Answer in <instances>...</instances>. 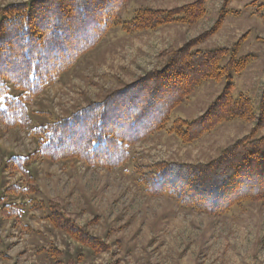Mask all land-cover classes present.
<instances>
[{"label":"rangeland","instance_id":"obj_1","mask_svg":"<svg viewBox=\"0 0 264 264\" xmlns=\"http://www.w3.org/2000/svg\"><path fill=\"white\" fill-rule=\"evenodd\" d=\"M30 1L0 0V9ZM194 1L131 0L120 24L27 106L31 128L101 102L161 68L163 52L208 32L220 15L224 19L218 31L197 48L235 50L236 58L248 57L246 69L232 76V94L250 100L256 119L226 122L190 144L181 143L169 131L173 122L200 117L225 84L204 82L172 111L162 131L132 145L128 161L113 170L36 158L37 139L29 131L6 132L0 126V264H264V201L243 202L214 216L181 208L167 196H148L138 183L140 172L159 163L204 165L215 160L257 123L264 91V0H230L226 5L225 0H209L205 17L192 27L132 34L121 29L137 9L171 10ZM9 93L18 95L10 85ZM262 136L264 127L255 133ZM12 158H29L25 175L7 168ZM51 202L59 209L49 210ZM62 210L72 226L104 245L100 253L52 225L51 214ZM6 211L15 215L7 218Z\"/></svg>","mask_w":264,"mask_h":264},{"label":"trees","instance_id":"obj_2","mask_svg":"<svg viewBox=\"0 0 264 264\" xmlns=\"http://www.w3.org/2000/svg\"><path fill=\"white\" fill-rule=\"evenodd\" d=\"M208 1L195 0L171 10L140 8L121 29L132 34L172 25L192 27L205 17ZM229 2L225 0V5ZM130 5L131 0H32L0 9V126L6 132L29 131L37 139L36 158L119 168L128 161L132 145L162 131L172 111L207 81L225 84L200 117L173 122L169 131L181 143L190 144L226 122L256 119L250 100L232 94V76L246 69L248 57L236 58L235 50L197 48L218 31L224 19L220 15L208 32L163 52L160 58L166 60L161 68L112 91L101 102L32 129L27 106L119 25ZM9 85L17 96L9 93ZM257 112L252 132L223 149L215 160L204 165L159 163L140 172L138 183L144 193L167 196L181 208L214 216L243 202L264 201V136L255 137L264 127V91ZM101 144L104 150L98 147ZM28 162L29 158H12L7 168L25 175ZM54 204H48L52 212L59 209ZM70 218L62 210L49 220L76 242L100 253L104 245L72 226Z\"/></svg>","mask_w":264,"mask_h":264},{"label":"snow or ice","instance_id":"obj_3","mask_svg":"<svg viewBox=\"0 0 264 264\" xmlns=\"http://www.w3.org/2000/svg\"><path fill=\"white\" fill-rule=\"evenodd\" d=\"M98 147L100 148V150H104L106 146L103 145V144H101V145H99Z\"/></svg>","mask_w":264,"mask_h":264}]
</instances>
